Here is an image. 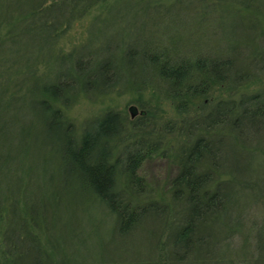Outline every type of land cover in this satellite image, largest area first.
I'll return each instance as SVG.
<instances>
[{
	"label": "trees",
	"instance_id": "trees-1",
	"mask_svg": "<svg viewBox=\"0 0 264 264\" xmlns=\"http://www.w3.org/2000/svg\"><path fill=\"white\" fill-rule=\"evenodd\" d=\"M175 1L180 4L178 12L189 10L191 4L187 5L186 1L197 4L207 0ZM225 1L208 0L207 5L202 6V13H213L215 27H219L214 19L220 11L219 4ZM149 2L156 10L154 15L160 17L162 11L157 7L162 5V0ZM255 2L259 0H244V3ZM120 3L129 5L131 0H0V55L38 53L26 60L28 71H34L35 75L39 61L46 67L49 65L51 70L54 61L61 56L58 44L73 23L95 9L100 11L97 19L101 18ZM165 7L169 15L176 11ZM177 17L178 14L174 19ZM176 21L172 20L171 28L175 29ZM250 26L264 29V19ZM174 33L167 45L164 41L153 43L151 40L145 49H133L135 54L145 55L144 59L150 62L159 81L165 83L166 97L175 105L178 119H170L165 128V135L173 134L169 143L155 134L154 126L141 121L148 117L150 109L149 112L143 110L139 121L132 120L126 127L127 132L119 126L123 120L121 112L111 110L95 119L93 125H86L79 134L63 107L79 92H88L86 85L96 82L94 78L78 74L73 64L66 73H58L55 81L51 77L43 81L39 92L54 124L50 125L49 117H45L44 126L48 131H44L43 145L54 162L53 172L49 186H45V165L37 171L33 165H26L23 154L13 146L0 148V264H77L72 247H77L74 243L78 242L81 231L73 220L78 212H70V209L80 206L83 214L95 204L107 210L114 231L121 235L134 231L147 214L153 217L159 208H164L165 213L168 211L173 220L164 223L167 239L158 241L155 246V264H240L241 258L248 257L255 258V264H264L263 220L262 225L256 222L253 231L254 252L247 253L246 249L239 252L233 248L234 236L246 232L241 217H245L243 212L249 208H232L237 202L235 193L239 188L236 186L250 185L231 175L219 181V172L227 173L218 166L217 160L222 149V145L217 146L218 141L254 136L256 131L264 129V85L236 97L241 86L260 81L256 78L264 73L254 76L242 68L234 73L237 60L244 58L241 55L237 59L231 54L214 57L200 52L193 57L192 52L198 50L196 45L192 46L190 40L187 45ZM26 39L37 44L32 53L26 50ZM259 50L262 52L255 57L264 56V49ZM249 58L251 56L245 58V64L249 63ZM115 60L111 57L105 62L118 70L123 61L116 60L120 63L117 66ZM80 62L81 59L76 60V65ZM216 91L223 92L218 95ZM195 111L200 112L194 114ZM159 150L163 156L171 154L180 167L172 181V201L153 200L142 205L138 196L143 194L146 181L139 170L143 162ZM202 166L207 167L206 172H200ZM129 188L133 190L128 191ZM47 189L51 190V196L45 198ZM66 193L71 198L64 202ZM201 197H205L202 204H206L207 214L203 208L195 209ZM181 199L191 206L184 222L185 216L169 210L170 204ZM258 200L264 201V192L255 203ZM159 201L165 202L164 206ZM262 203L259 207L264 210ZM85 221L88 228L86 225H91L92 219ZM213 223L225 226L220 234L210 228ZM172 229L177 230L174 239ZM183 246L185 254L179 256L177 250ZM169 248L176 254L172 258L168 255ZM138 261L131 259L127 263Z\"/></svg>",
	"mask_w": 264,
	"mask_h": 264
},
{
	"label": "rangeland",
	"instance_id": "rangeland-1",
	"mask_svg": "<svg viewBox=\"0 0 264 264\" xmlns=\"http://www.w3.org/2000/svg\"><path fill=\"white\" fill-rule=\"evenodd\" d=\"M207 1L197 4L186 1L187 5L191 4L189 10L180 9L177 12L180 4L175 0H162L164 6L157 7L162 11L161 16L156 13L160 17L154 15L156 10L149 0H131L129 5L120 3L98 19L96 15L100 11L95 9L73 23L65 33L58 44L61 56L58 53L60 57L54 61L52 69H49V65L44 66L40 58L43 64L39 61L35 75L34 71H28L26 60L38 53L31 55L27 52L24 55L11 53L7 56L1 54L0 148L13 146L16 151L23 154L26 165L29 167L33 165L37 171L45 165V186H49L54 162L50 159L48 149L43 145L44 131L45 133L48 131L44 126L45 117H49L50 125L54 124L50 121L45 99L39 90L45 79L51 77V80L55 81L58 73H66L69 65L73 64L78 74H88L89 78L96 81L89 86L86 85L88 92H79L69 105L63 107L77 133L80 134L86 125H93L95 119L111 110L121 112L123 120H120L119 126L121 129L125 128L127 132V125L135 120L139 121L143 110L149 112L150 109L148 117L141 121L154 126L155 134L161 135L165 143L172 141L173 134L170 132L165 135V128L170 119H178L175 105L166 97V85L159 81L160 78L152 70L150 62L144 59L145 55L135 54L133 49H145V45L151 40L153 43L157 40L164 41L167 45L175 31L173 35H178L184 43L186 41L189 45L190 40L192 46L193 43L196 45L198 50L192 52L193 57L198 56L200 52L214 57H226L231 54L237 56V59L241 55L244 58L237 60L234 73L239 68L252 72L254 76L264 73V56L255 57V54L262 52L259 49H264V29L250 26L264 19V0L255 3L226 0L219 4L220 11L214 18L219 27L212 23L213 13L210 11L202 13V6L207 5ZM165 6L176 11H171L173 13L169 15L165 11ZM177 14L178 19H174ZM172 20H177L174 23L175 29L171 28ZM26 42L28 52L36 49V43H30L29 39H26ZM250 56L249 63L245 64V58ZM111 57L118 62L123 61L121 66L114 61L120 66L118 70L105 62ZM78 59H81V62L76 65ZM64 60L66 61L63 62ZM256 80L260 81L241 86L236 97L242 92L249 93L261 88L264 85V74ZM220 92L223 91H216L218 95L222 94ZM198 112L200 111H195L194 114ZM240 144L243 145L240 147ZM219 145H222V149L217 157L218 166L227 173L226 175L220 171L219 181L227 180L228 175H231L234 179L250 185L236 186L239 188L235 193L237 202L232 208L236 210H243L246 206L249 208L243 212L245 217H241L245 223L243 230L246 232L238 233L231 243L234 242L233 248L239 252L246 249L247 253H252L254 246L251 245V240L256 222L260 225L262 220L264 222L262 218L264 210L260 208L264 201L258 200L259 202L255 203L258 196L264 192V129L256 131L254 136L228 137L222 142L218 141L217 146ZM163 147L165 148L164 145ZM201 170L200 172H206L207 167L202 166ZM179 171L180 167L171 154L163 156L159 150L148 157L139 170L146 181L143 194L138 196L141 204L161 199L171 202L172 181ZM227 188L230 187L227 185ZM130 190L133 189L129 188L128 191ZM49 196L51 190L47 189L45 198ZM70 198L66 193L64 202ZM204 200L205 197H201L195 204L196 211L203 208L205 212L207 206L202 204ZM159 202L164 206L165 202ZM189 207L191 208L190 204L181 199L170 204L169 210L173 209V213L185 216L184 222ZM80 209V206H75V209L69 210L70 212L77 210L78 213L73 220L81 231L78 242L74 243L77 247H72L77 255L74 259L77 264H129L127 262H131V259L139 260L135 264H155V246L158 241L167 239L168 231L163 232L164 223L173 220L168 211L165 213L164 208H159L153 213L155 216L147 214L134 231L121 235L117 230L114 231L111 217L107 218L108 212L101 205H91L87 213L83 214L80 213ZM205 213L207 214V211ZM87 218L92 219V224L86 225L88 228L85 227ZM222 225L213 223L210 228L220 234L222 228H225ZM176 232L177 230H173V239ZM84 237L87 238L86 241H83ZM177 254L179 256L185 254L184 246L179 247ZM168 255L172 258L176 254L169 248Z\"/></svg>",
	"mask_w": 264,
	"mask_h": 264
},
{
	"label": "flooded vegetation",
	"instance_id": "flooded-vegetation-1",
	"mask_svg": "<svg viewBox=\"0 0 264 264\" xmlns=\"http://www.w3.org/2000/svg\"><path fill=\"white\" fill-rule=\"evenodd\" d=\"M241 263L240 264H255V258H251V257H248V258H241ZM245 261V262H244Z\"/></svg>",
	"mask_w": 264,
	"mask_h": 264
},
{
	"label": "water",
	"instance_id": "water-1",
	"mask_svg": "<svg viewBox=\"0 0 264 264\" xmlns=\"http://www.w3.org/2000/svg\"><path fill=\"white\" fill-rule=\"evenodd\" d=\"M134 108H135V106H134ZM134 115V114H133Z\"/></svg>",
	"mask_w": 264,
	"mask_h": 264
}]
</instances>
